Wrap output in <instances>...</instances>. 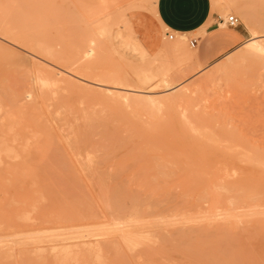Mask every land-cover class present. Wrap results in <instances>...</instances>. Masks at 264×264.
<instances>
[{
    "label": "rangeland",
    "instance_id": "rangeland-1",
    "mask_svg": "<svg viewBox=\"0 0 264 264\" xmlns=\"http://www.w3.org/2000/svg\"><path fill=\"white\" fill-rule=\"evenodd\" d=\"M152 1L101 0L99 4H96L94 0H0V32L8 34L9 37H17L16 41H9L6 38L10 44L0 40V154L2 149L8 148V142L13 139L20 146L30 142L29 126L35 125L34 122L38 121L44 132L43 145L47 147L48 156L51 157V151L52 155L56 151L69 154L70 170L77 172L84 189L94 182L97 184V176L101 175L105 178L101 172L107 173V177L118 174L113 178L114 182L108 181L109 185L120 184V187H123V183L126 186L127 182L129 186L134 187L135 185L129 180L133 172H141V168L143 172L154 171L150 167L152 161L149 156H143L146 160H143V157L138 160L134 157L128 158L134 155V153L130 154L132 149L135 151L134 143L117 147L113 155L107 158H103L102 151L92 152L96 146L97 137L92 138L88 143H79L77 148L74 147L72 133L91 129L88 127L89 122L87 123L83 118L85 115H89V118L92 114L96 123L104 125L103 119L108 123L106 117L110 118L111 112L117 116L123 112V106H121V104L124 105L123 102H119L121 104L118 105L115 103V105L94 101L88 95L87 87L107 92L106 88H115V86L118 87L116 83H122L127 89L147 92L162 103L164 99L161 97L182 94L186 99L170 100L168 108L166 107L168 104L166 106L163 104L162 110L159 111L161 113L169 111L167 114L163 112L162 115H166L167 118L171 116L168 119H171L172 124L169 120H164L166 124L163 123L166 129L172 126L167 130L173 133L170 135L166 133L161 122L159 123L161 127L158 124H155L157 128L154 126L155 113L149 111L152 110L149 104L139 106L133 102L129 108L134 114L141 113V120L147 123L148 128L151 127L149 124L153 123L154 129L151 130L153 134L160 129L163 140L168 138L165 137L166 135L162 136V127L163 133H166L172 141V138L175 139L174 141L188 138V141H192L191 138L198 134L199 136L195 137L194 152L196 155L206 153L204 155L208 165L229 166L231 169L240 167L246 177H250L248 178L251 180H249L250 186L253 187L256 183L257 186L253 187L254 193L261 201L259 202V199L256 201L254 196L249 199L251 204L245 198V211L248 214L256 212L258 217L254 215L248 218L247 216L248 220L241 219L239 223L231 224L228 230L217 229L214 233L197 231L192 233L186 232L183 228L197 229L209 224L219 227L222 224L220 221L208 224L206 221L196 220L194 223L181 224L159 217H145L129 222L128 220L115 221L108 217L75 221L46 220L28 216H20L16 220L7 222L0 219V229L4 228L0 230V264H264V168L260 166L256 170L261 168L263 171H255L254 167L257 164L253 163L255 166L252 164L253 167H249L250 162L245 161L246 156L252 155L251 153L255 150L260 151L258 152L260 155L264 152V72L261 70L264 66V56L240 58V61L235 60L221 71L215 72L217 66L243 51L245 44L254 38V34L264 37V29L259 26L260 22L257 23L264 18V0H246L249 4L251 3L255 19L258 18L255 22L253 18L252 24L244 19L240 9L230 8L223 0H211L213 8L225 9L226 12L221 15L225 22L229 16L239 19L238 28L244 30L249 39L243 46L233 51L234 53L231 52L232 55L222 58L220 64L217 62L206 69L195 65L191 57L192 48L185 38L175 41L167 39L164 50L151 58H143L130 49L118 48L117 41L111 39L112 30L114 33L121 30L125 39H128L129 31L125 28L127 12L135 6H142ZM225 26L227 27L226 24L222 25V27ZM254 59L257 61L255 62ZM49 68L55 73L60 72V75H57L58 79L64 78V80L60 79L62 81L60 83L53 82V76L46 70H51ZM89 82L103 84L104 88L90 85ZM13 93L17 95L18 103L13 102ZM131 96L140 98L145 95L131 93ZM106 106L112 110L106 109ZM223 114L226 117H223ZM176 116H182V119ZM183 116L188 119L186 122ZM177 119H181L178 121L179 124L176 123ZM181 121L185 122L184 126L190 121L188 128L194 126L197 128L196 132L194 128H191L192 135V131L186 129V126L183 130ZM31 122L33 123L30 124ZM220 122H225L223 123L225 126ZM105 125L95 129L110 130V126ZM226 125L229 126L227 129H225ZM117 128L122 135L127 134L124 128ZM189 132L192 137L191 135L188 137ZM239 135L243 137L240 138ZM229 136L235 139L234 144L232 138L228 139ZM215 138L219 140L218 147H216L218 140ZM200 139L212 140L201 143L198 141ZM224 141L228 148L230 147L229 149L221 145ZM236 141H239L238 145ZM27 149L19 154L30 153L34 157L33 160L38 163L39 170H49L46 166L48 162L44 165L45 161L41 162L34 151L29 147ZM247 150L252 152L247 153ZM243 153L246 155L245 158ZM219 154L223 157L221 158ZM233 154L236 156H232ZM224 155L229 157L228 160ZM2 158H4L3 155ZM2 160L6 159H1L0 162ZM90 160L91 164L86 165L85 163ZM235 161L239 165L235 164ZM243 163H247V166ZM260 163L264 166L263 162ZM91 172L94 173L93 177ZM123 180L126 182H122ZM25 185L28 190H32L33 178L26 179ZM153 185H157V182H153ZM143 191L140 190L138 193L142 195ZM15 192L13 186L7 191L11 196ZM229 193L235 196V193L229 191L227 192L229 197L231 196ZM2 195L4 191L0 190V199H3ZM61 205L66 207L62 203ZM260 206L261 209H259ZM124 207L128 211L131 210L129 200L125 201ZM67 208L78 212L88 210L77 206ZM251 208L254 209L251 210ZM163 210V207L156 206L152 213H162ZM29 212L32 217H37L35 212ZM197 222L200 223L197 224ZM239 225H242L244 229L238 227ZM253 232L256 234L250 235ZM207 233L209 235H206ZM231 242L233 245H229Z\"/></svg>",
    "mask_w": 264,
    "mask_h": 264
},
{
    "label": "bare ground",
    "instance_id": "bare-ground-1",
    "mask_svg": "<svg viewBox=\"0 0 264 264\" xmlns=\"http://www.w3.org/2000/svg\"><path fill=\"white\" fill-rule=\"evenodd\" d=\"M223 1H225V3L230 8L240 9L241 15L244 17V19L247 22H249V24L253 23V18H254V22L257 21L256 19H258V18L255 19V15H254L253 10L251 9V6H250L251 3L249 4L246 0H223ZM257 23H259V26L264 29V18L261 19L260 21H258ZM7 35H5V33L0 32V40L8 42L6 40V38H7L9 41L10 40L16 41L17 37L14 38V36L9 37ZM254 35H255L254 38L252 40H249L245 44L243 51H241L240 53L236 54L235 56L229 58L223 64H220L221 60H219L218 62L220 65L217 66V68L215 67L216 68L215 72L221 71L224 67L228 66L229 64H231L235 60L240 61V58H253V57L256 58L255 56H257V55H262V57H263L264 56V40H263L264 37L257 36L256 34H254ZM8 43L10 44V42H8ZM11 45H13V44H11ZM195 52L196 51H194V50L191 51V57L194 60V62L196 63V56H195L196 53ZM29 54H32V53H29ZM230 55H232V53L227 55L226 57H228ZM32 56H34V55H32ZM254 61H255V59H254ZM256 61H257V59H256ZM40 62L44 63L46 61H40ZM239 64H242V63H239ZM39 65L40 64H38V66ZM261 66H263V65H261ZM50 67L53 69L52 66H50ZM198 67H199V65H198ZM51 68H49V69H51ZM261 68H263L261 70L264 72V66ZM52 69L51 70L46 69V70H47V73H49L50 75L53 76V78H52L53 82L54 81H55V83L57 81H59L58 83L62 82L64 80V78H63V80L60 78L62 80V81H60V79H58V76H57V75H60V72L55 73L54 71H52ZM77 69H79V68H77ZM247 69H248V67H247ZM262 71H260V73H262ZM41 72H42V70H41ZM253 75H254V73H253ZM39 77H40V75H39ZM89 83H90V85H95L96 87L104 88L103 84L93 83V82H89ZM116 85H118V87L115 86V88H106L107 92H102V91L94 90L92 88L87 87L88 95L92 98V100L94 99V101L96 100V101L104 102L107 104L117 103V105L121 104L119 102H123L124 105L121 104V106H123V110H122L123 112H121V114H119L118 116L113 115L114 113L111 114L112 112L111 113L109 112L110 118L106 117V118H108V123H106L107 121H105V119H103L105 124L110 126V130L108 129L106 131H104L105 129H103V131H97L95 129L96 127L104 126L105 124L103 125V123H96L94 120L95 118L92 114L89 118H88L89 115H85L83 118H85L87 123L89 122L88 127H90L91 129L87 130L85 132H81V133H79V132H73L72 133V139L74 141V147L77 148L76 146L79 143H84V142L88 143L89 141L92 140V138L97 137L96 146L92 149V152L95 153L97 151H102L103 156H104V157L103 156L102 157L107 158L110 155H113V153L117 147L123 146L124 144H127V143H134L133 148L135 149V151L132 149V153H130V154L134 153V155L129 156L128 158L131 159L132 157H134L135 160L136 159L138 160V158H140V157L142 158L143 156H149L151 158V161H152L150 163V167L153 168L154 171L143 172L142 171L143 169L141 168V172H139V171H137L135 173L133 172L131 174L129 180H130V183H133L135 185L134 187L129 186L128 183L126 182V180L125 181L123 180L122 182H126V184L128 186L127 185L125 186L124 183H123V187H120V184L109 185L108 181L113 180V182H114L115 179H113V178H115V176H117L118 174L115 173V174H112L111 176L107 177L106 176L107 173L101 172L102 175L104 174V176H105V178H104L103 176H101L97 173V175L100 176V177L97 176V181L99 184L98 183L95 184V182H94L89 187H86L84 189L83 186L81 185L79 177L77 176V172L74 171L73 169L70 170L71 165H70L69 154H67V153L63 154L61 152L56 151V152H54V155H52V151H51V153H50L51 157H50V155L48 156V151L46 149L47 147H45V145H43L45 143V141L43 139V136H44L43 133L44 132L41 129V126L38 123V121L34 122L35 125L29 126V128L31 129L30 130V132H31L30 142L20 146L13 139V140L8 142L9 143L8 148L4 149V150L2 149V153L0 154L1 155L0 160L4 159V158L6 159L5 161L2 160L0 162V190L4 191V195H2L3 199L2 198L0 199V219H2L3 222L16 220L20 216H28V217L37 218V219L44 218L46 220L47 219H52V220L71 219V221H75L76 219H98V218L100 219L103 217H108V218L113 219L115 221L116 220L117 221L118 220H121V221L122 220H128V222L140 220V219H143L145 217H147V218H156V217L158 218L159 217L160 219H166V220L170 219L171 221L180 222L181 224L182 223H191V222L194 223L196 220L197 221H203V222L206 221L208 224L212 223L213 221H220L222 224L219 227L209 224L206 227H200L197 229H194L191 227L183 228L184 230H186V232H192V233H193V231L195 233H197V232H199V233H204V232L214 233L215 231H217V229H219V230L222 229L224 231L228 230V228L231 226V224H237V223H239V221H242L241 219H244V218L246 219L247 216H248V218L252 217L254 215H255L254 217H258V216H256V214H258V213H256L255 211H253L255 213H252V214L251 213L248 214L247 211H245V208H246L245 200L248 199V201H249V199H252L255 196V193H254L255 189L253 187H256L257 185L255 183L253 187L250 186V182H249L250 179H248L250 177L247 178L246 174L244 173L243 170H241L240 167L231 169L229 166H227V167H218V166L212 167V166L208 165L206 162V157L204 155L206 153H204L203 155H201V154L196 155V152H194V150H195V143L194 142L196 141L195 137L198 135L197 133H196L197 135L195 134L196 135L195 137L191 138L192 141H188L189 138L186 140L184 139L185 141L183 139H180L181 141H174L175 139L172 138L173 139V141H172L169 139V137H167V134L169 133V132H167V130L170 129V127H172V126H170L169 128L167 127V129H166V126L164 125L166 123H164L165 122L164 120L170 121L171 119H168V118H171V116L167 118V117H165L166 115H162L164 113L167 114L169 111L168 112L163 111L164 113L163 112L161 113L159 111L162 110V106H164V105L166 106L167 104L168 105L166 107L168 108V106L170 104L169 103L170 100H183V98H185V97H183L182 94L180 96H177V95L173 96L172 95L170 97H161L162 99H164L163 100L164 103H162L158 99L153 98V96L147 92H139L136 90L127 89L126 87H124L125 85L122 83H116ZM128 88H130V87H128ZM173 90H174V88H173ZM131 93H133V94H135V93L139 94L140 93V94L145 95V96L140 97V98L134 97V96H131ZM12 98H13V102L16 103L17 102L16 101L17 95L15 93H13ZM133 102L139 106H144L146 104H149L151 106L150 108H152V110L150 109L149 111H151V112L153 111L155 113L154 119H153L154 120L153 121L154 126H156L155 124H158V126L161 127L159 125V123L161 122V125L165 128V131L167 133V134L163 133V127H162L161 128V134H162V136L166 135L165 137L168 138V140L167 139L166 140L161 139V135H160V131H159L160 129H157V132L153 134V132H152L153 131L152 129H154L153 123H150L149 125L151 127L148 128L147 127L148 125L146 126L147 123L145 124L141 120V113L137 112L136 114H134L130 111L129 107L131 106V104ZM107 106H109V105H107ZM107 106H106V109L109 108ZM135 108H139V107L135 106ZM142 108H144V107H142ZM144 109H147V108H144ZM109 110L111 111L112 109L109 108ZM119 110H121V109H119ZM165 111H167V110H165ZM205 115H207V114H205ZM205 115H204V117H205ZM222 116L226 117L225 114H223ZM222 116H221V118H223ZM176 117L179 118L180 116L179 117L176 116ZM176 117L173 118V121H174V119H176ZM183 118L185 119L184 116H183ZM205 118H208V117H205ZM181 119H177V122H176V120H175V122L178 123V121ZM186 119H185V122H186ZM198 119H200V118H198ZM103 120H101V121H103ZM205 120H208V119H205ZM169 121H166V122L169 123ZM217 121H219V120H217ZM224 121L226 122V119ZM145 122H147V121H145ZM185 122H182L183 123V126H182L183 130H184V128L187 127L186 129H190L192 131V135H193L192 129L194 128V126H193V128H192V126H190V128H188L187 125H189V123H190V121H189V123L187 125H185L186 126L185 127L184 126ZM208 122H209V120H208ZM225 122H223V123H225ZM228 122H230V121H228ZM32 123L33 122H31L30 124H32ZM168 123H167V126H169ZM170 123L172 124V121H170ZM223 123H221V124L224 125ZM227 125H229V124H227ZM227 125H226V128L225 127H223V128L227 129V127H229ZM152 126H153V128H152ZM158 126H156V128ZM117 127L124 128V131L127 134L122 135L121 133H119V130ZM216 128H218V127L216 126ZM196 129L197 128H194V132H196L195 131ZM234 129H235V127H234ZM198 130H199V127H198ZM154 131H156V130H154ZM188 131L189 130H187V132ZM226 131L227 130H225V132ZM170 134H173V133H169L168 135H170ZM199 134H200V132H199ZM157 135L160 137L158 138ZM177 135H179V134H177ZM188 135H189L188 137H190L191 132H189ZM192 135H191V137H192ZM222 135H223V133H222ZM225 135H227V134H225ZM200 137H202V136H200ZM241 137H243V136H240V138ZM229 138H230V140H231V138L234 140V142L232 141V143L234 144L235 139L233 137H230V136L228 137V139ZM225 139H226V137H225ZM228 139H227V141H228ZM237 139H239V138H237ZM211 140H209V139L201 140L200 139L198 141L202 143L203 141L207 142V141H211ZM215 140H218V138L217 139L215 138ZM242 141H243V139H242ZM218 142H219V140L216 141V147H218L217 146ZM228 142L231 143V141H228ZM237 142L239 143V141H236V145H238ZM223 143H221V145H225V147H226L227 143L225 141ZM221 145H219V146H221ZM246 145H249V144H246ZM261 145H263V143ZM27 147H29L32 151L35 152V154L39 157V160L41 162L45 161L44 165L48 162V164H46V166H47V168H49V170H47V171L46 170H39L40 167L38 166V163H36L33 160L34 157L31 156L30 153H25L23 155L19 154V152H24L25 150H28ZM221 147H223V146H221ZM251 147L253 148L252 144H251ZM229 148L227 146V149H229ZM227 149H225V150H227ZM209 150H211V149H209ZM248 152L250 153L252 151L247 150V153ZM258 152H260V151L255 150V151H253V153H251L252 155H250V156H246L244 153H243V155H244V158H245V156L247 157L245 161H247V163L250 162L251 165H249V167H251L253 163L257 164L256 166L253 164L255 166L254 167L255 171H261L262 172L263 169L259 168L260 170H258V169L256 170V168H258L260 166L262 168H264V166L260 165L261 164L260 162L264 163V159H262V158H264L263 157L264 152H262L263 153L262 155H260ZM98 153H100V152H98ZM231 153H232V151H231ZM227 154H225V155H227ZM240 154H242L241 150H240ZM2 155L4 158H2ZM217 155H218V153L216 154V156ZM234 155L236 156V154H233L232 156H234ZM93 156H94V154H93ZM219 156H221V158L223 157L222 154L221 155L219 154ZM259 156H262V157L259 158ZM225 157H226V159L229 158L227 156H225ZM144 159H145V157H143V160ZM13 160H15V161H13ZM245 161H244V163H245ZM136 162L137 161H135V163ZM234 163L237 164L238 162L235 161ZM85 164L90 165L91 160ZM243 164H242V168L244 165H246V164H244V165ZM238 165H239V163H238ZM121 166L124 167L123 165H121ZM57 167H59V168L57 169ZM61 168H63V169L61 170ZM139 169H140V166L138 167V170ZM144 171H146V170L144 169ZM117 172H119V170ZM92 174H94V173L91 172V177H93ZM29 177H32L33 182H34V188L32 190H28L25 187L26 186L25 185L26 179H28ZM93 180H94V178H93ZM153 182H157V185H153ZM12 186L14 187V190H16V192L14 193L13 196H11L10 194L7 193V191H9ZM259 188L260 187H258V189ZM140 190H144L142 195L140 193H138ZM229 191L235 193V196L234 195L232 196L229 193V195H231L229 197L227 195V192H229ZM257 195H259V194H257ZM257 197L258 196H255V200L258 201V199H259V202H261L260 198H257ZM126 200H129L130 205H131V210H129V211L126 210L124 207ZM59 201L66 207H63ZM250 203H249V205H250ZM71 206L82 207V208H86L88 210L86 212H78V211L72 210L71 208H67V207H71ZM156 206L164 208L162 213H152V210ZM261 208L262 207L260 206L259 209H261ZM252 209H254V208H251V210ZM29 211L35 212L37 217H32L30 215ZM246 220H248V219H246ZM198 223H200V222H197V224ZM238 227H242V225H239ZM2 229H4V228H2ZM2 229H0V230H2ZM238 229H240V228H238ZM245 230H247V229H245ZM6 231H7V229H6ZM179 231H180V229H179ZM252 231H253V229H252ZM209 233H207L206 235H209ZM225 233H227V232H225ZM244 233H248V232H244ZM230 234L231 233H229V235ZM241 234H243L242 231H241ZM253 234L255 235L256 233L253 232L250 235H253ZM227 235H228V233H227ZM229 245H233V243L231 242ZM234 246H235V244H234ZM226 249H227V247H226Z\"/></svg>",
    "mask_w": 264,
    "mask_h": 264
},
{
    "label": "crops",
    "instance_id": "crops-1",
    "mask_svg": "<svg viewBox=\"0 0 264 264\" xmlns=\"http://www.w3.org/2000/svg\"><path fill=\"white\" fill-rule=\"evenodd\" d=\"M94 1L99 4L101 0ZM224 12L225 9L213 8L211 0H153L127 12L128 39L121 30H112L111 39L117 41L118 48L130 49L143 58L164 50L168 33L174 35L170 41L185 38L190 44L194 40L195 65L206 69L249 39L238 27H222Z\"/></svg>",
    "mask_w": 264,
    "mask_h": 264
},
{
    "label": "built area",
    "instance_id": "built-area-1",
    "mask_svg": "<svg viewBox=\"0 0 264 264\" xmlns=\"http://www.w3.org/2000/svg\"><path fill=\"white\" fill-rule=\"evenodd\" d=\"M224 23H225V24L227 25V27H229V28H237V27L240 26V21H239V19H238L237 17H235V16H229L228 19H227V21H226V22L224 21ZM167 38H168L169 40H173L174 35L168 33V34H167ZM195 43H196V41L193 40L192 42H190V46H191L192 48H194V47H195Z\"/></svg>",
    "mask_w": 264,
    "mask_h": 264
}]
</instances>
